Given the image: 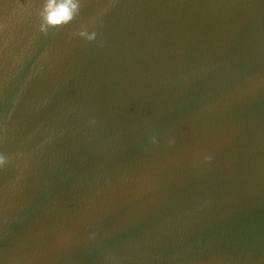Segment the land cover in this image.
<instances>
[{
    "label": "water",
    "instance_id": "water-1",
    "mask_svg": "<svg viewBox=\"0 0 264 264\" xmlns=\"http://www.w3.org/2000/svg\"><path fill=\"white\" fill-rule=\"evenodd\" d=\"M42 2L0 0V264H264V0Z\"/></svg>",
    "mask_w": 264,
    "mask_h": 264
},
{
    "label": "clouds",
    "instance_id": "clouds-1",
    "mask_svg": "<svg viewBox=\"0 0 264 264\" xmlns=\"http://www.w3.org/2000/svg\"><path fill=\"white\" fill-rule=\"evenodd\" d=\"M86 0H43L39 10V32L47 36L51 29H63L81 18V11L85 7ZM96 17L83 22L72 31L73 37H80L88 42L96 39L97 33L88 31L94 27ZM10 157L0 154V168H3ZM14 186V185H13Z\"/></svg>",
    "mask_w": 264,
    "mask_h": 264
}]
</instances>
